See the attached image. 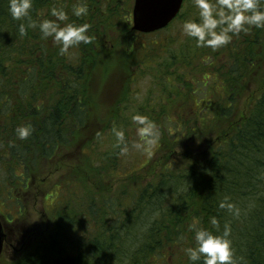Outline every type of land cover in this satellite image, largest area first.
<instances>
[{
	"label": "trees",
	"instance_id": "obj_1",
	"mask_svg": "<svg viewBox=\"0 0 264 264\" xmlns=\"http://www.w3.org/2000/svg\"><path fill=\"white\" fill-rule=\"evenodd\" d=\"M77 3L87 5L86 16L72 14ZM130 3L33 0L34 21L54 19L49 13L57 7L68 13L67 22L90 25L91 44L73 46L67 54H60L51 37L43 39L38 27H27V20H14L9 0H0V205L6 203L17 209L16 217L23 216L25 194L32 182L41 184L49 167L55 168L62 148L76 138L90 145L86 157L82 155L83 165L77 167L79 192L70 189L54 194L46 210L45 233L30 241L19 259L8 262L1 257L0 264H191L184 252L194 246L189 226L196 221L214 231L210 224L214 216L221 231L225 223L231 225L235 264H264V88L250 94L248 108L238 111L242 84L264 47V29L253 27L233 36L230 44L216 51H197L193 43L186 52L169 54L165 66L158 63L155 71H159L164 97L157 106L149 103L150 109L137 108L136 112L161 127L160 121L169 119L166 104L171 103L177 116L172 125L175 131L183 129V134L171 133L170 127L162 132L164 140L166 134L173 138L166 143L161 140L159 147L164 152L151 164L147 183L122 189L111 198L86 191L90 170L99 179L113 173L115 168L110 167L116 162L111 151L101 148L104 143L98 142L96 148L91 144L104 136L108 123L113 126L129 118L124 114L116 120L113 110L100 117L96 104L101 96L112 100L110 106L115 108L126 102L128 92L115 97L116 83H107V76L104 83L96 81L95 75L99 68L111 66L115 45L129 52L143 46L135 44ZM22 22L26 27L23 36L19 33ZM150 44L142 50L146 60H150V51L146 52ZM201 52L212 58L213 76L207 74L198 81L205 86L212 80V91L206 90L211 97L206 105L189 107L203 100L180 69L182 63L185 66L192 60L194 64L195 54ZM180 57H184L181 65ZM134 75H129L130 81ZM25 124L33 131L28 139L20 140L16 129ZM181 141L183 162L173 157ZM201 144L207 150L194 153ZM99 168L104 170L99 172ZM72 181L71 175L68 184L73 187ZM226 197L239 208L238 217L219 208Z\"/></svg>",
	"mask_w": 264,
	"mask_h": 264
},
{
	"label": "rangeland",
	"instance_id": "obj_2",
	"mask_svg": "<svg viewBox=\"0 0 264 264\" xmlns=\"http://www.w3.org/2000/svg\"><path fill=\"white\" fill-rule=\"evenodd\" d=\"M132 2L133 0H131L130 3V11L132 8ZM182 8V16L177 21L175 20L172 22L165 29L151 34L136 33L134 35L136 42L135 44L141 43L143 45L141 49L136 48L134 51L129 52L124 47L115 45L112 48V50H114V54L113 62L110 63L111 66H108L104 69L99 68L96 71V81L104 83L105 80L103 77L107 76V83H116V90L114 89L112 92V95L115 97H118L122 93L128 92L126 102L120 105L115 104L117 106H114L115 108L110 106L112 104V100L109 101L105 97L102 98V96L96 104L100 117H104L107 112L110 113L112 110L114 115L117 117L116 120L124 114L129 117L128 119L122 120L118 124H114L117 126V128L123 129L125 131L126 141L128 142V151L126 154H120V149L116 147L117 141L115 135L112 132L114 125L111 126L108 123L109 128L103 132L104 136H102V138L96 142L93 141L91 145L92 148H96V144L98 142L104 143L101 148L111 151V153L116 156L114 159L116 162L110 167L111 169L115 168V170H113V173L109 172L110 174H107V176L102 175L99 179L96 173L92 172L93 170H90L91 173H88L87 176L91 177L87 180L86 191L90 189L94 193L96 192V194H98L97 196L100 195L111 198L116 197V195L119 194L122 189L127 190L132 186H138L139 184L142 185L147 183L150 180L149 169L151 168V164L157 162L159 156L164 152L162 148L160 149L159 147V145H162L161 140L166 143L168 138H173L172 136L169 137V135L166 134L164 140L161 135L162 132L165 133L167 129H169L168 127H170L171 133L176 134L178 132L175 131V128L172 125V121L175 119L177 120V118H175L177 117L176 113L174 114L173 109H171V107L175 105L167 103L166 108L169 107L170 109L169 111L167 110L169 119H163V121H160L161 127L158 126V141L147 150H138L132 147L133 143L139 142V138L136 135V125L132 122L131 116L137 113V108L150 109L151 105L157 106V103L161 102L160 98L164 97L160 80L158 79L159 71H155L158 69L156 67L158 66L157 64L161 63L160 66H165L164 61L169 60V54L178 53L181 50L182 52H186L187 49H191L193 43H196L195 39L184 35L182 31V25L186 20L198 19V9L195 7L194 0H186V3L185 5L183 4ZM129 20L131 22V16H129ZM144 44L151 45L150 49L146 50V52L150 51V60H146L147 56L144 57L142 55V50L145 48ZM198 50L199 48L197 51ZM157 57H159V60H157ZM182 60H184V57L179 58L178 63L180 65ZM191 62L192 60L189 63H186L185 66L182 63L180 74L185 76V78L192 80L191 84L197 88L195 94L199 97L200 101H203L195 103L193 102L189 105V107H195L199 104L200 106L206 105L207 103L205 101H208V98L211 97L207 91H212L210 87L212 80H208L205 86L198 81L202 80V77L206 76L207 74H210V77L213 76V65L210 63L212 62V58L208 57L206 53L204 54L201 52V55L198 53L195 54V63L193 64V62ZM194 65L196 69L194 68ZM146 66L150 67L148 68ZM251 69L253 71H251L248 79L242 84L241 90L243 89V95H240L239 98L238 111L248 108L247 104L248 99H250V94H252L254 91L256 92L264 88V47L259 52L257 60H255ZM131 73L135 74L132 81L129 80V75ZM108 76H110V79H108ZM180 88L182 91L183 88L181 86ZM165 94H167L166 90ZM157 109L158 108H156V110ZM189 113H191V110L189 112H185L183 118L186 119ZM191 126L193 127V124ZM183 131L184 130L181 129L178 134L182 135ZM186 142H190V140L188 139ZM82 144L83 142L80 139L78 140L76 138L71 140L59 152L58 157L54 161L55 168L49 167L51 171L46 173L47 177L44 178L41 184L39 181H37V183L32 182L30 190H28L27 194H25L24 205L26 210L25 213H23V216L16 217L18 213L17 209H13L6 203L0 205L2 212L1 214L4 217H7L8 220L15 217V221L18 222L17 225L20 227L23 226V234L26 235L22 237L21 242H11L13 246L10 248H5L1 258L3 261L10 262L19 259L27 250V245L30 243V241L40 237L45 233L42 230L44 227L43 225L46 223V210L49 209L51 203L53 202L55 197L54 194L60 195L63 193L60 191H70V189H76L77 192H79L78 185L80 186V184L78 183L77 167L83 165L82 157H86V153L88 152L90 146L83 144L82 147ZM190 144L192 146L196 144L197 146V143L190 142ZM183 146L184 141H181L180 145L176 144V152H178V154L173 155L174 159H178L180 162H183L182 159L184 158L182 155H184L183 151L185 147ZM206 150L207 146L201 144V146H199L196 150H193V152L199 154ZM166 154L169 153L166 152ZM56 161H60V166L58 168L56 167ZM90 167H92V165H90ZM93 169L95 168L93 167ZM102 170L104 169L99 168V172ZM71 175L73 177L72 185L75 184L76 187L74 185L72 187L68 184V177ZM90 183L93 184L95 189ZM102 188H105V190L102 191ZM81 194L82 193L76 195L81 197ZM24 244H26L25 247Z\"/></svg>",
	"mask_w": 264,
	"mask_h": 264
},
{
	"label": "clouds",
	"instance_id": "obj_3",
	"mask_svg": "<svg viewBox=\"0 0 264 264\" xmlns=\"http://www.w3.org/2000/svg\"><path fill=\"white\" fill-rule=\"evenodd\" d=\"M198 9V19L186 20L182 25L185 36L195 39L196 47L211 48L216 51L231 43L233 36L248 33L251 28L264 29V0H194ZM33 0H9V13L14 20H27L28 28H39L43 39L51 37L58 46L60 54H67L69 49L80 44H91L93 37L88 35L90 25L74 24L69 21L68 13L63 8L52 7L50 16L54 19H42L37 22L31 18ZM85 3H77L72 14L83 17L88 14ZM64 22V23H62ZM21 36L26 34L25 24L19 25ZM136 125L139 142L132 144L138 150H147L159 139V129L154 120L147 115L135 113L131 116ZM30 124L17 127L16 134L20 140H26L32 134ZM116 138V147L120 154L128 151L125 131L112 128ZM99 135V133H98ZM220 209H226L233 216L240 215L239 208L226 197L219 202ZM213 229L198 226L194 221L189 230L194 233V246L184 249L191 264H235L234 250L230 239L231 225L225 223L220 229L219 220L214 216L210 219Z\"/></svg>",
	"mask_w": 264,
	"mask_h": 264
},
{
	"label": "water",
	"instance_id": "obj_4",
	"mask_svg": "<svg viewBox=\"0 0 264 264\" xmlns=\"http://www.w3.org/2000/svg\"><path fill=\"white\" fill-rule=\"evenodd\" d=\"M183 2L184 0H133L131 29L140 33H152L167 27L180 12ZM3 224L0 214V256L6 239V226Z\"/></svg>",
	"mask_w": 264,
	"mask_h": 264
},
{
	"label": "flooded vegetation",
	"instance_id": "obj_5",
	"mask_svg": "<svg viewBox=\"0 0 264 264\" xmlns=\"http://www.w3.org/2000/svg\"><path fill=\"white\" fill-rule=\"evenodd\" d=\"M3 218L5 219V221L3 220V223H4L3 225L6 226L5 227L6 229L4 228V230L6 232V239H5V243H4L3 248H10L13 246V244L11 242L19 243L22 241V237H24L26 235L23 234V228H22L23 226L20 227L17 225L18 222L15 221V217L11 218L10 220H8L7 217H3ZM7 228L9 229L8 232H7V230H8ZM26 244H24V247L26 246Z\"/></svg>",
	"mask_w": 264,
	"mask_h": 264
}]
</instances>
